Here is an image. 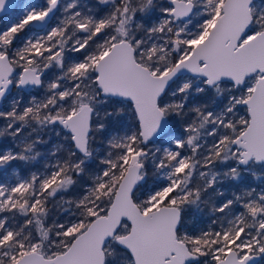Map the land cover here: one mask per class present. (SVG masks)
I'll list each match as a JSON object with an SVG mask.
<instances>
[{
  "label": "snow or ice",
  "instance_id": "snow-or-ice-1",
  "mask_svg": "<svg viewBox=\"0 0 264 264\" xmlns=\"http://www.w3.org/2000/svg\"><path fill=\"white\" fill-rule=\"evenodd\" d=\"M0 264H264V0H0Z\"/></svg>",
  "mask_w": 264,
  "mask_h": 264
}]
</instances>
